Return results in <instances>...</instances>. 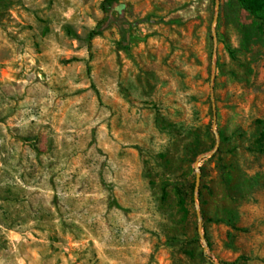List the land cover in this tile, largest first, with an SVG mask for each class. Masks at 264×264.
<instances>
[{
    "label": "rangeland",
    "instance_id": "1",
    "mask_svg": "<svg viewBox=\"0 0 264 264\" xmlns=\"http://www.w3.org/2000/svg\"><path fill=\"white\" fill-rule=\"evenodd\" d=\"M239 0H0V264H264V31Z\"/></svg>",
    "mask_w": 264,
    "mask_h": 264
},
{
    "label": "trees",
    "instance_id": "2",
    "mask_svg": "<svg viewBox=\"0 0 264 264\" xmlns=\"http://www.w3.org/2000/svg\"><path fill=\"white\" fill-rule=\"evenodd\" d=\"M117 0H107L110 4ZM241 6L249 11L255 18L260 20V29L264 31V0H239ZM258 147L264 153V131L258 139Z\"/></svg>",
    "mask_w": 264,
    "mask_h": 264
}]
</instances>
